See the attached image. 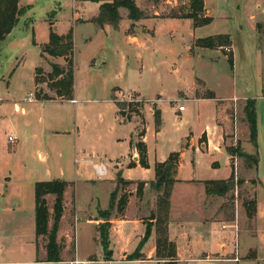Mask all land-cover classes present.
<instances>
[{"label": "crops", "instance_id": "obj_1", "mask_svg": "<svg viewBox=\"0 0 264 264\" xmlns=\"http://www.w3.org/2000/svg\"><path fill=\"white\" fill-rule=\"evenodd\" d=\"M111 2L113 0H101L99 3L62 0L60 8L71 7L73 11L72 18L74 15L77 17L76 10L80 9L84 15L88 16V20L99 15L100 7L103 3ZM138 2L142 4L144 0H137ZM148 2L150 4H147L145 8L149 10L155 9L156 5L153 2ZM204 2L205 9L214 20L205 0ZM26 6H31L32 9L33 4L29 0L19 1V8ZM258 8L263 9L260 5ZM158 15L156 12L153 18L143 19L144 21H149L147 28H137L136 26L131 28L132 25H137V22L134 23L130 19L125 18L122 19V21H127L125 28H111V25H106L104 28H78L80 32L85 29L88 43L92 44L94 39L101 44L104 42L107 48L101 45L100 51L113 49L119 57L120 71L118 74L115 73L112 79H109L108 85L103 90L100 89V85H95L90 78H95L97 75L106 77L104 73L108 62L106 61L105 53L104 55L102 53L99 56L91 57L88 66V77L81 86L78 83L75 64V36L78 31L77 28L75 30L72 28H50L47 39L42 38L35 44L39 47L41 63L44 66L35 68L34 83L37 68H41L43 72V68L47 66V71L51 73L52 64L61 66L65 64L63 58L42 55V47L49 43L50 30H54L58 35H67L70 30H73V99L33 100L28 109L21 107L18 102L11 103L14 112L25 115V118L21 121L22 123L9 126L13 131H16V133L9 136L14 138V142L21 135L24 136V140L29 139L31 144L34 145L33 156L35 157L37 153L42 161L40 172L36 173L39 178L32 183L34 189L37 182L62 180L68 184L64 194L65 213L60 221L58 232V239L61 238V240L65 239L66 241L64 242L66 246L61 254V261L57 263L48 262L46 246L37 247V241L43 237L36 239L34 204L32 215L34 229L30 242L36 251V255L32 258L30 264H66L68 261L66 256L70 248L71 229H73L75 240L74 258L86 261L87 264L231 263V261H227L229 259L226 257L227 243L231 236L229 235L230 232L226 231H233L234 229L222 228L226 224L221 218L222 214H220L219 208H216L214 203L211 202L213 195L207 194L206 182L224 181L231 177V155L226 147V136L229 131H232V117L229 115L228 109L235 105L233 101L236 99H239V101L252 100L254 103L255 100L247 95L239 94L238 91L232 92L226 97H221L217 95L214 89L207 87L208 84L204 79L199 78L206 83L207 89L213 93L211 96L199 97L196 84L193 82L191 92L177 91L176 98L169 104L166 112L163 103L161 104V100L164 98L163 95L156 96L153 102L157 104L155 108L160 112L161 125L159 128L156 127L155 114L152 112V107L147 104L144 105L145 108L142 112V117L144 116L146 121L143 127H140L139 113H137V116L131 117L122 114L116 99H114V95L115 92L118 94L120 91H125L117 78L125 76L129 68L130 57L124 47L134 46L131 43L133 38L130 32L139 36L136 46H145L149 48L151 54L155 55L157 50L159 51L161 35L157 26L171 20H180L173 16L171 17L172 19L163 20L158 18ZM184 20H190L189 22L194 25L191 19ZM53 26H56V24ZM240 26L242 27V24ZM29 29L27 28V30ZM142 30L143 32H141ZM240 30L251 33V35H254V40L257 41L258 28H240ZM228 35L230 36V34ZM119 37H121L123 49L117 44L120 40ZM173 38L171 36V39ZM193 39H195V35ZM230 39V47L233 49L235 62L236 46L233 39L231 37ZM196 40L190 42L189 45L187 44V50L191 49ZM254 47L257 49L258 45L256 44ZM203 50L210 51V49ZM212 52L217 54L215 50H212ZM139 59L141 61V58ZM261 72V75H258L262 92L260 98H264V71L261 70ZM106 80L104 79L102 82L107 83L108 81ZM129 91L137 92L140 96L145 97L139 91L127 90L126 92ZM180 92H184L183 97L179 96ZM180 100L181 103L177 105L176 102ZM188 103L192 105L190 106ZM180 105L185 106L184 111H179ZM245 105H247V102L237 103L240 112L237 121L241 120L240 130L243 137L242 140L237 141V144L240 145L244 153L258 155L259 163L257 167H254L258 183L256 195L258 235L255 240L261 238V242L264 243V195H262L264 193V179L261 180L259 177V174L264 169V152L261 139L262 131H264V116L263 120H261L255 104L258 137L257 146H254L250 141V126L246 118ZM204 106L212 107L213 110L207 117L200 115V107ZM0 109H5V107L0 105ZM166 114L174 117L175 130L172 133H167L165 128ZM21 128L25 129L27 133L22 134L18 131ZM139 141L144 142L146 145L148 168L140 165V156L136 148V144ZM172 153H179L180 158L176 175L177 182L173 187L171 196L168 236L169 240L176 245L177 257L172 262H165V260L157 257L158 234L156 226H153L150 237L141 247V259L130 260L129 256L136 252L145 237L147 230L145 220L151 218L157 210V193L151 187V183L156 178L155 165L167 161ZM19 164V162L16 163L17 173L20 172L21 175H24L23 177H31L34 172L29 171L28 173L26 166L22 164H20L22 171H19ZM99 166H104L106 169V174L103 177L97 175L95 168ZM222 167L226 168V173L224 174H221ZM11 173H6L7 177H5V180L8 183L12 181ZM140 183H143L144 187L142 192L138 194V185ZM101 187L106 190L103 196L95 194V190ZM126 187H131V190L125 192L127 191L125 190ZM117 188L119 192L124 191L127 194V204L123 212L117 211L111 219L109 249L106 253L100 243L98 232L99 224L105 221L99 220L98 213L110 209L111 195ZM84 190H86L87 194H83ZM120 198L118 199L120 200ZM46 199L52 214L54 202L51 201H53L54 196L49 195ZM73 213L77 214V222L81 223V227L78 230L77 225L74 228L69 223L70 214L72 215ZM52 224L53 219L51 218L50 227ZM82 228L91 231L88 237V246L85 249L86 253L83 255H81ZM37 253L42 256V259H38L39 255ZM0 264L5 263L0 262Z\"/></svg>", "mask_w": 264, "mask_h": 264}, {"label": "rangeland", "instance_id": "obj_2", "mask_svg": "<svg viewBox=\"0 0 264 264\" xmlns=\"http://www.w3.org/2000/svg\"><path fill=\"white\" fill-rule=\"evenodd\" d=\"M29 1L33 4L32 9L31 6L22 8L24 12L18 25L11 35L4 40L0 48V105L5 107V109H0V262L5 264H30L32 258L36 255V251L30 242L34 229L32 215L35 204L32 183L39 178L36 173L40 172L42 161L37 153L35 157L33 156L34 145L31 144L29 139L24 140L23 135L13 143L8 141L9 135L16 133L9 126L19 124L25 118V115L14 112L11 103L18 102L21 107L28 109L30 103L25 102L28 97H31L34 101H39L35 94L34 70L37 66L44 65L41 63L39 47L34 44V41L38 43V40L42 38L47 39L50 28H72L73 30L75 28L77 30L78 28H100L92 21L93 18L87 20L88 16L84 15L80 9L76 10L77 17L74 15L72 18L73 11L71 7L60 8L62 0ZM148 1L156 5L155 9L145 8L147 4H150ZM205 1L214 20L205 9L202 16L209 18L211 23L204 27L195 28L189 22L190 20H184L185 18H183L190 10V0H144L142 4L137 3V0H135L144 17L139 21H132L137 22V25H132L131 28L135 26L137 28H147L149 21L143 19L153 18L156 12L159 14L158 18L163 20L170 19L172 16L180 19L164 22L157 26L161 35L159 51L157 50L155 55L151 54L149 48L145 46H136L139 36L131 32L130 35L133 38L131 43L134 46L124 47L130 57L129 68L125 76L117 79H119V84L125 91H120L118 94L115 92L114 99H116L122 114L129 117L137 116V113L140 114L141 117H138L140 127H143L146 122L144 116L142 117L145 104L151 106L152 112L155 114L157 104L153 101L157 95H163L164 98L161 100V104L163 103L166 112L169 104L176 98L177 91L191 92L193 82L196 84L199 97H209L213 94L207 87L214 89L217 95L221 97H226V95L237 91L241 95L252 97L255 100L259 117L263 120L264 98H260L262 92L258 75H261V70L264 71V12H262L264 10V0ZM259 5L263 9L258 8ZM30 9L31 11H29ZM119 12L121 21L124 18L129 19L127 9L121 8ZM121 21L117 27L111 26V28H125L127 21ZM54 24L56 26H53ZM240 24H242V27ZM27 28L30 29L27 30ZM240 28H258L257 41L254 40V35L242 32ZM84 30L82 32L78 30L75 36V64L78 83L81 86L88 77V66L91 57L99 56L102 53L104 55L105 53L108 62L104 73L106 77L97 75L95 78H90L95 85H100V89L103 90L108 85L109 79H112L115 73H119L120 60L112 48V50L100 51L101 45L106 46V43L101 44L95 39L92 44L88 43L86 40L88 37L86 38L87 34ZM218 34L227 36L230 34L229 38L233 39L236 46L234 67L229 62V59L233 56L232 47L221 46L207 51L203 50L205 48L201 49L197 46L196 39L217 36ZM194 35L195 39H193ZM171 36L174 38L171 39ZM119 39L117 44L123 49L121 37ZM194 40L196 41L191 49L187 50V44L189 45ZM256 44L258 45L257 49L254 47ZM212 50H215L217 54ZM139 58H141V61ZM46 67L43 68L44 70L40 74L42 82L39 87L53 96L54 90L49 87V71ZM199 78L207 82V87L205 86L206 83ZM104 79H107L108 82H102ZM127 90L139 91L145 97L140 96L137 92H126ZM183 94L184 92H180L179 96L183 97ZM250 101L252 102V100ZM240 102L250 104L248 101L236 99L233 101L235 105L228 109L229 115L232 117V131H229L226 136V147L233 148L236 151H238L237 141L243 138L240 130L241 120L237 121L238 115H240L237 103ZM180 103L181 100L176 102L177 105ZM188 105L191 106L192 104L188 103ZM200 111V115L207 117L213 110L212 107L204 106L200 107ZM174 122L173 116L165 115L167 133H172L175 130ZM18 131L22 134L27 133L23 128ZM261 139L264 152V131H262ZM241 150L243 151L242 148ZM234 161V168H236L234 188L224 196L213 195L211 199L216 208H219L220 214H222L221 218L228 225V228L234 229L233 226H237V230L226 231L230 232L229 235L231 236L227 243L226 257L231 260L239 258V262L233 263L231 261L229 264H264V243L261 242V238L255 240L258 235L256 216L254 218L249 217L246 204L256 200L258 183L254 164L251 159L241 158L236 152ZM18 162L26 166L28 173L29 171L34 172L31 177H23V174L17 173L16 163ZM20 164L18 170L22 171ZM8 172H12L10 183L5 180ZM224 173H226V168L222 167L221 174ZM259 177L261 180L264 179V169ZM125 190H127L125 192H128L131 187H126ZM125 192H119L118 190L115 201L111 202L110 209L98 213L99 220H104L100 215L102 212L111 221L118 211V198L125 195ZM105 193L106 190L102 187L95 190V194L99 196H103ZM83 194H87L86 190L83 191ZM49 200L51 201V199ZM52 200L51 202H54V199ZM77 218V214H70L69 223L74 228L77 225L78 230L81 223L77 222ZM76 222L77 224H75ZM71 231L70 248L66 256L67 262L76 259L74 258L75 240L73 229ZM81 233V236L83 235L81 255H83L86 253L85 249H87L88 237L91 231L82 228ZM57 242L61 246L62 254L66 246L64 242L66 241L65 239L61 240V238L58 239L57 234ZM46 244L47 239L44 237L37 241L38 248L44 247ZM38 259H42V256L39 255ZM170 261L165 260V262Z\"/></svg>", "mask_w": 264, "mask_h": 264}, {"label": "trees", "instance_id": "obj_3", "mask_svg": "<svg viewBox=\"0 0 264 264\" xmlns=\"http://www.w3.org/2000/svg\"><path fill=\"white\" fill-rule=\"evenodd\" d=\"M20 0H0V48L6 37L12 32V30L18 25L20 17L23 14V9L19 8ZM90 2H101V0H79ZM121 8L128 10V18L131 21H139L144 16L138 9L135 0H114L112 3H103L100 7L99 15L93 18L100 28L106 25L118 26L121 21V15L119 10ZM189 12L183 17L185 19L193 20L195 28L204 27L211 23L209 18H204L202 15L205 11L204 0H190ZM175 17V16H174ZM34 44L35 41H34ZM231 40L227 35L210 36L197 40V46L205 49H214L221 46H230ZM42 55H48L54 58H63L65 64L63 66L58 64H52L51 73L48 74L50 81L49 87L54 90V95L51 96L44 92L39 87L42 80L40 74L41 68L36 69L35 78V94L39 101H52V100H72L74 97V35L73 30L67 35H58L53 30L50 32L49 43L42 47ZM231 66L233 67V56L229 59ZM250 103L246 106L247 121L250 126V141L254 146H257L258 126L257 115L255 111L254 101H248ZM119 106V105H118ZM156 127L161 125L160 112H155ZM136 148L140 156V165L144 168L149 167L147 158V149L144 142L139 141L136 144ZM231 155L232 174L228 180L224 181H209L206 182V191L208 195L224 196L231 189L234 188L235 180V168L234 159L235 152L241 158L246 160H252L254 167L258 166V155H248L241 150L238 145V151L233 148L227 149ZM180 155L179 153H172L167 161L163 163H157L155 165V181L151 183V187L157 193V210L151 216V218L145 220L146 234L139 248L135 253L129 256L130 260L141 259L140 254L141 247L145 244L151 235L153 226H156L158 239H157V257L163 260L174 261L177 257L176 245L169 240L168 236V223L170 218V206L172 190L177 182L176 175L178 170ZM133 166V164H132ZM126 184L125 182H123ZM68 184L62 180H53L45 182H37L34 189L35 197V234L36 239L44 237L47 239V261L48 262H60L61 261V246L57 242V234L60 227V221L65 212L64 206V194ZM144 187L143 183L138 185V194L142 192ZM118 188L111 195V202L116 199ZM54 196L53 214L50 212V207L46 199L47 196ZM127 204V196L124 195L118 201V211L121 213L124 211ZM247 204V211L250 218L256 216V200ZM113 205V204H112ZM104 223H100L98 226V232L100 237V243L107 253L109 249V230L111 227V221L108 220L105 213H100ZM53 218V224L50 227V220Z\"/></svg>", "mask_w": 264, "mask_h": 264}, {"label": "built area", "instance_id": "obj_4", "mask_svg": "<svg viewBox=\"0 0 264 264\" xmlns=\"http://www.w3.org/2000/svg\"><path fill=\"white\" fill-rule=\"evenodd\" d=\"M0 101H1V100H0ZM143 101H144V100H143ZM25 102H27V103H32V102H33V99H32L31 97H28V98L25 100ZM184 110H185V106L180 105V106H179V111H184ZM8 141H9V142H14V138H13L12 136H9V137H8ZM234 162H235V161H234ZM234 164H235V163H234ZM95 169H96L97 175H98L99 177H103V176H105V174H106V169H105L104 166H99V167H96ZM235 170H236V168H235ZM222 228H223V229H226V228H228V226L223 225ZM233 228H234L235 230H237V226L234 225ZM227 261L239 262V258H234V259H232V260L229 259V260H227ZM67 264H87V262H86V261L79 260V259L76 258V259H73V260L67 262Z\"/></svg>", "mask_w": 264, "mask_h": 264}]
</instances>
